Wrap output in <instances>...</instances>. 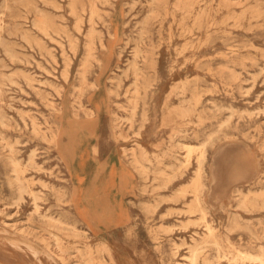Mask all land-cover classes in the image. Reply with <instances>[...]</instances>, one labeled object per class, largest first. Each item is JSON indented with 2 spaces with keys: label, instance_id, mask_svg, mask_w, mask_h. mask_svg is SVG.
Instances as JSON below:
<instances>
[{
  "label": "rangeland",
  "instance_id": "rangeland-1",
  "mask_svg": "<svg viewBox=\"0 0 264 264\" xmlns=\"http://www.w3.org/2000/svg\"><path fill=\"white\" fill-rule=\"evenodd\" d=\"M101 256L264 264V0H0V264Z\"/></svg>",
  "mask_w": 264,
  "mask_h": 264
},
{
  "label": "bare ground",
  "instance_id": "bare-ground-1",
  "mask_svg": "<svg viewBox=\"0 0 264 264\" xmlns=\"http://www.w3.org/2000/svg\"><path fill=\"white\" fill-rule=\"evenodd\" d=\"M101 47H102V49H104V50H106L107 48H108V46H107V44H105V42H101ZM102 52L103 51H100V49L98 48V47H96L95 46V42H94V40H93V38L91 37V36H89V39H88V42H87V44H86V55H85V59H84V62H83V70H82V72H81V76H82V79L85 81L86 80V71H87V67H88V64L89 63H91V64H93V63H97L98 65H99V67H100V69L102 70L103 69V66H104V64H105V59H104V57H103V55H102ZM122 51H120V53H119V55H118V59L120 60L121 59V57H122ZM139 57V52L137 51L136 52V54H135V61H134V63H133V66H132V75H133V78H134V86H135V90L138 92V90H139V85L141 84V81H142V79L144 80L145 79V75H144V69L143 68H141L140 67V65H139V62H138V60H137V58ZM144 59H146L145 57H144ZM106 65V64H105ZM119 67V66H118ZM104 70V69H103ZM65 73H66V71H65ZM90 87L93 89V90H96V89H98L99 88V85H98V83L97 82H95V83H91V85H90ZM135 103H137L136 101H135ZM80 105V104H79ZM80 107H82V105H80ZM86 113H87V116L88 117H90V118H92V116L95 114V112L93 111V109H86ZM211 138V137H210ZM55 141H56V138L54 139ZM209 140H211V139H208V141ZM59 141V140H58ZM205 142V141H204ZM207 142V141H206ZM210 142V141H209ZM58 143H60V142H58ZM202 143V142H201ZM203 144V143H202ZM210 144V143H209ZM182 145H183V143H182ZM181 145V146H182ZM155 146V145H154ZM93 147V146H92ZM199 149V148H198ZM203 149V148H202ZM94 152H96L97 153V151H94ZM206 156V155H205ZM202 157V156H201ZM203 157H204V155H203ZM187 159H188V157H187ZM187 161V160H186ZM136 162L138 163V161L136 160ZM186 164V163H185ZM185 164H184V166H185ZM199 165V164H198ZM14 166H15V171L16 172H18L17 174V180H18V182H19V184H20V187H21V185H22V179H21V177H20V173H21V171H22V168H21V163H19V162H17V161H14ZM183 166V165H182ZM199 167V166H198ZM235 167V166H234ZM200 169V168H199ZM202 170V169H201ZM201 172V171H200ZM195 173H197V172H195ZM202 173V172H201ZM205 173V172H204ZM200 177V176H199ZM196 179H198V178H196ZM201 179H203V178H200V179H198V182L199 183H197V182H195V185L197 186V190H196V202H201V198H200V196H199V188H198V186H200L199 184H200V181H201ZM200 180V181H199ZM195 181V180H194ZM76 185V184H75ZM173 209V208H172ZM192 213H193V211H191ZM205 212V211H204ZM205 213H203V215H204ZM58 224L59 225H61L62 226V224H64V222L63 221H61V220H59V222H58ZM209 230H212L210 227H209ZM22 242V241H21ZM16 244V243H15ZM27 245H29V244H27ZM31 246V245H30ZM33 247V246H32ZM35 248V247H34ZM193 252V251H192ZM194 253V252H193ZM195 254V253H194ZM192 259V258H191ZM101 260L103 261V263L104 264H107V261L103 258V256H101ZM195 263V260H194V257H193V259H192V263L191 264H194ZM84 264H94V262H93V258H88V259H86L85 260V262H84Z\"/></svg>",
  "mask_w": 264,
  "mask_h": 264
},
{
  "label": "crops",
  "instance_id": "crops-1",
  "mask_svg": "<svg viewBox=\"0 0 264 264\" xmlns=\"http://www.w3.org/2000/svg\"><path fill=\"white\" fill-rule=\"evenodd\" d=\"M120 182H118V184H119ZM116 184H117V182H116Z\"/></svg>",
  "mask_w": 264,
  "mask_h": 264
}]
</instances>
